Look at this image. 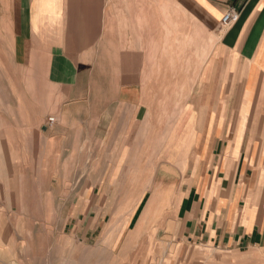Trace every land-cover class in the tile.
Here are the masks:
<instances>
[{"label": "crops", "instance_id": "obj_1", "mask_svg": "<svg viewBox=\"0 0 264 264\" xmlns=\"http://www.w3.org/2000/svg\"><path fill=\"white\" fill-rule=\"evenodd\" d=\"M1 2L15 55L39 78L1 93L0 140L12 133L18 151L29 139L37 162L38 129L45 159L56 139L77 177L98 179L94 208L129 211L135 232L157 228L183 246L174 258L204 248L223 264H264V0ZM231 8L239 21L222 31ZM50 115L61 136L49 135ZM91 128L101 147L88 160L109 165L87 172ZM81 215L70 216L71 242L94 229Z\"/></svg>", "mask_w": 264, "mask_h": 264}, {"label": "rangeland", "instance_id": "obj_2", "mask_svg": "<svg viewBox=\"0 0 264 264\" xmlns=\"http://www.w3.org/2000/svg\"><path fill=\"white\" fill-rule=\"evenodd\" d=\"M1 8L3 2L0 0V117L1 111H9L6 104L1 106V93L18 94L30 90L39 78V69L31 66L30 56L24 63L17 59L13 49L16 35L9 32L12 28L8 19L1 18ZM236 24L221 29L227 31ZM55 116L46 117L45 124L48 121V128L55 129L50 136L59 134L56 129L61 127ZM51 118L55 119L52 126L49 125ZM89 132L92 138L87 139L84 155L87 160L80 163V168L87 172L99 164L109 165L88 160L95 156V150L98 156L101 147L97 144L98 137H93L94 129ZM38 135L37 162L31 161L29 139L23 140L18 151V147L12 145V133L11 144L6 145L2 137L0 140V264H130L135 256L141 257L146 264H156L157 260L159 264H223L227 259L220 251L211 253L204 248L197 250L198 257H190L192 251H188L187 257L174 258V250L183 246L164 239L157 228L150 233L141 230L136 233L134 225L127 222L129 211L113 219L108 208L95 209L96 196L99 201L100 195L87 191L93 189L98 179L77 177V170L73 169L77 162L71 157L72 162L62 161V145L56 139L53 156L45 159L47 146L40 129ZM68 157L67 153L64 159ZM79 188H85L86 193L75 191ZM95 205L97 207L98 202ZM78 213H82L81 218L86 215L92 224L90 227L94 221L96 223L86 241L79 242V236L75 235L76 241L71 242L69 235L73 237L74 226L70 216ZM187 250L193 249L188 246ZM157 251H169L171 257L156 258Z\"/></svg>", "mask_w": 264, "mask_h": 264}, {"label": "built area", "instance_id": "obj_3", "mask_svg": "<svg viewBox=\"0 0 264 264\" xmlns=\"http://www.w3.org/2000/svg\"><path fill=\"white\" fill-rule=\"evenodd\" d=\"M239 18H240L239 12L236 9L231 8L223 16L221 24L222 26H231V25L238 23ZM54 123H55L54 118L49 119L50 126L54 125Z\"/></svg>", "mask_w": 264, "mask_h": 264}]
</instances>
